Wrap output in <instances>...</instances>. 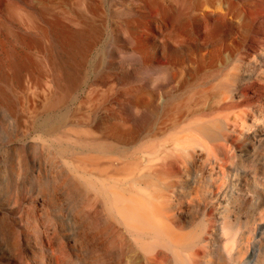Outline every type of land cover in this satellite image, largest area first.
<instances>
[{
  "label": "bare ground",
  "instance_id": "6f19581e",
  "mask_svg": "<svg viewBox=\"0 0 264 264\" xmlns=\"http://www.w3.org/2000/svg\"><path fill=\"white\" fill-rule=\"evenodd\" d=\"M146 3L160 21L187 20L183 0L172 11ZM81 24L53 25L64 51L82 50L80 69L62 54L59 96L45 104L61 115L22 132L0 85V196L8 199L0 244L20 255L17 264H264V36L248 45L245 33H227L208 64L187 69L204 72L199 96L180 105L165 94L154 105L152 75L172 68L143 59L117 98L109 78L76 97L95 37ZM187 32L152 37L179 43L194 36ZM221 35L209 33L215 44ZM135 44L141 52L142 40ZM13 61L20 76L22 62Z\"/></svg>",
  "mask_w": 264,
  "mask_h": 264
},
{
  "label": "rangeland",
  "instance_id": "374dc122",
  "mask_svg": "<svg viewBox=\"0 0 264 264\" xmlns=\"http://www.w3.org/2000/svg\"><path fill=\"white\" fill-rule=\"evenodd\" d=\"M146 1L165 6L170 11L178 8L177 0H0V85L8 92L22 132L65 111L62 108L50 114L44 112L49 98L60 93L64 70L59 67L62 54L74 57L72 64L80 69L82 50L64 51L53 25L72 31L80 30L81 23L93 26L95 37L83 69L84 82L76 96L79 100H85L91 82L108 78L117 85V98L128 77L133 80L137 76L143 59L151 63L165 62L172 68L163 74L152 75L153 84H158L152 87L154 105H160L165 94L175 95L176 99L179 97L180 101L177 99L178 102L173 104L180 105L199 96L205 89L201 77L204 72L190 76L187 69L201 63L208 64L210 56L229 42L227 33H245L248 45L254 44L255 38L264 36V0H183L190 6L183 27L160 21L157 7H149ZM230 5H234V10H227ZM214 15L221 17L220 24ZM186 31L194 36H187L186 40L183 37L179 43L169 41L164 44L163 40L152 37V33ZM209 33H222L220 42L215 44ZM136 40L143 42L141 52L135 51ZM12 60L22 62L24 70L20 76L11 69ZM3 74L9 75V85L4 84ZM99 88V91L106 89ZM94 95L93 99L98 96ZM77 102L74 100L70 104L72 110ZM86 109L85 106L82 111ZM97 111L100 116L107 117L104 108ZM7 201V196L1 195L0 208ZM31 244V248L38 252L40 240ZM25 253H29L28 249ZM19 257L0 244V264H17Z\"/></svg>",
  "mask_w": 264,
  "mask_h": 264
}]
</instances>
